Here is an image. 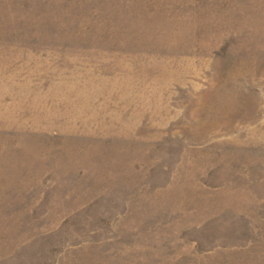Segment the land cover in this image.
Returning a JSON list of instances; mask_svg holds the SVG:
<instances>
[{"label":"rangeland","instance_id":"374dc122","mask_svg":"<svg viewBox=\"0 0 264 264\" xmlns=\"http://www.w3.org/2000/svg\"><path fill=\"white\" fill-rule=\"evenodd\" d=\"M0 264H264V0H0Z\"/></svg>","mask_w":264,"mask_h":264}]
</instances>
